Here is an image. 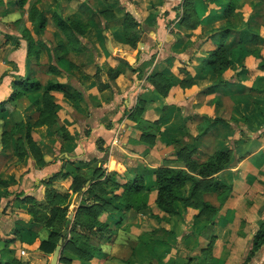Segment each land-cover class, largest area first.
<instances>
[{
    "label": "rangeland",
    "instance_id": "374dc122",
    "mask_svg": "<svg viewBox=\"0 0 264 264\" xmlns=\"http://www.w3.org/2000/svg\"><path fill=\"white\" fill-rule=\"evenodd\" d=\"M185 1L40 0L37 6L46 17V26L44 33L38 36L27 20V4L21 7L18 0H0V101L6 100L5 110L0 111V145L4 154L13 153L12 144L4 132L18 121L33 125L39 115L37 106L43 100L42 91L28 92L14 100L7 99L11 94V81L18 76L35 78L41 85L53 80L63 84V91L71 99L62 92L51 93L50 99L56 104L54 122L31 128L33 144L41 153L43 163L38 165L34 153L28 150V165L39 168L56 163L54 169L47 170L46 178L65 172V176L54 182L60 190H67L78 168L85 169L87 177L91 173H87L86 168H96L97 180L109 179V193L103 194L98 189L95 193L109 197V202L113 196L135 201L134 194L125 190V184L135 177L143 179L144 188L140 195L146 202V208L137 211L139 215L134 212L125 214L126 208H123V213L117 216L120 223L123 222L116 224L117 230L112 221L116 229H112L108 236L97 232L94 227H85L84 215L76 218L75 230L87 235L92 243L97 244L104 238L113 241L114 245L109 250L110 264H123L138 254L135 247L128 246V238L124 234L116 236V232L120 234L123 231L127 235L129 228L137 230L140 226L143 233L139 238L144 244L140 243V246L145 247L148 243L145 242L149 239L147 230L154 227L149 217L154 215L152 212L156 206V169H189L188 162L201 163L217 150L227 151L232 156L237 139L233 133L222 130L223 127H214L194 139L198 133L197 126L206 114L215 116L219 112L225 118L240 123L264 115L260 109L264 106V75L251 72L263 70L264 66L251 68L246 59L247 52L264 56V0H236L229 20L237 31L224 38L232 56L222 73L224 82L220 85L215 83L214 73L203 61L215 47V42L221 39L215 30L226 23L224 12L228 0H190L188 5L198 21L193 28L179 21ZM56 11L65 18L89 24L86 33L79 37L80 52L65 51L66 38L52 20ZM102 11L106 12L105 15L99 13ZM125 12L139 22V37L133 45L124 41L122 23ZM252 34L258 36L256 40ZM211 35L214 37L213 45L202 41ZM55 61L59 62L61 72L46 73L45 70ZM156 75L170 81L164 93L155 86L154 81H159ZM211 93L214 94L210 97ZM137 99L144 100V111L140 115L141 122L135 123L127 116ZM182 148L186 153L180 160L176 153ZM231 162L232 157L225 167L228 168ZM27 172L22 171L13 182L20 181ZM221 176L224 179L223 173ZM212 181L211 188L202 194V199L219 208L221 188L217 181L221 179L214 175ZM89 182L81 184L69 198L68 216L75 213L80 204L93 200V194L86 192ZM4 188L0 189L1 192ZM176 209L178 215L169 216L172 220H179L186 213L192 220L189 222L191 228L208 239L200 252L205 258L214 238L224 234L225 228L216 223L218 212L214 215L210 209L183 208L179 204ZM100 213L115 215L103 209L98 211L97 219ZM178 220L175 222L180 223ZM240 237L246 239L247 235L241 234ZM246 241L252 243L250 236ZM63 242L57 264H71L65 258L71 259L74 255L63 250ZM132 244L134 246L135 242ZM185 249L180 252L181 256L188 253ZM249 251L234 254V262L241 264ZM50 259L49 256L47 264H50ZM193 259L196 257L188 258L187 263L182 264H189ZM144 262L151 264L147 259ZM253 263L264 264V246L246 264Z\"/></svg>",
    "mask_w": 264,
    "mask_h": 264
},
{
    "label": "trees",
    "instance_id": "16d2710c",
    "mask_svg": "<svg viewBox=\"0 0 264 264\" xmlns=\"http://www.w3.org/2000/svg\"><path fill=\"white\" fill-rule=\"evenodd\" d=\"M19 5L23 7L27 4L25 14L27 20L32 25L33 32L40 36L44 33L46 26V17L43 12L38 8L37 4L40 0H18ZM190 0H186L183 5V15L180 18V23L193 28L198 23L194 12L190 9ZM236 6V0H228V6L224 12L226 23L224 26L215 30L217 35L221 36L217 43V47L208 53V56L204 59V65L209 68L215 75V83H223L222 73L230 64V56L232 51L229 45L224 44V38L228 34L237 31L231 24L229 17L234 13ZM105 15V11L99 12ZM52 20L56 28L64 35L67 41L65 51L80 52L81 44L79 37L83 36L89 28L88 23H82L79 21L65 18L58 11L52 14ZM189 20L191 23H183ZM139 22L129 13L125 12L124 20L122 23V30L124 35V41L128 45H133L139 37L138 33ZM241 31V30H239ZM212 37V35L210 36ZM256 34H252L254 40L257 39ZM28 44L31 45L28 40ZM58 61L52 63L45 70L48 74H59L61 72ZM264 66V63L260 65ZM155 86L161 92H165L167 84H170L168 78L156 75ZM162 88H161V87ZM11 94L8 96L10 100L17 99L28 92H43L42 103L37 106L39 112L34 126L51 125L56 117V104L51 101L50 96L53 92H62L67 98L70 95L63 91V84L47 80L44 85H41L39 80L35 78H29L28 76H18V78L11 81ZM4 101H0V111L5 110ZM144 111V100L137 99L133 110L128 114L133 122H141L140 115ZM232 122L236 124V121L225 120L221 117H203V121L198 124V133L194 139L197 140L199 136L204 135L210 128L216 124H222L224 126H230ZM28 122L18 121L13 123L8 132H4L7 138L10 140L13 150L19 159H22L28 150L34 153L35 161L38 165H42L43 161L41 153L38 148L33 144L31 136V128L33 126ZM237 125V124H236ZM102 149V148H99ZM185 148L179 150L176 154L180 160L185 157ZM230 153L227 151H216L210 154L207 159L201 163L195 164L194 162H188V167H162L156 169L155 174V187H156V207L167 214H178L176 205L179 204L183 208L194 207L203 209H210L217 214L218 209L210 203L202 199V194L208 191L212 186V179L215 174L220 172L230 160ZM77 173L74 174L72 181L70 182L67 190H60L58 186H55L54 182L65 176V172H57L49 178L41 180L45 186V197L42 200H36L34 197H24L20 201L27 207L26 212L33 219V222L40 224L46 228L49 232L46 239L41 240L38 245V250L50 254L54 251L58 240L61 238L64 243L63 250H66L73 254L80 260L89 261L93 258L94 252L98 251V246L89 240L87 235L79 233L75 230V221L79 215L85 216V227H94L97 232L105 231L107 225L97 219L98 211H108L115 214H120L123 208L133 209L135 211H141L146 208V202L141 197L140 193L144 188L143 179L135 177L125 184V190H128L131 195L134 194L136 200L133 202L124 200L122 196H113L111 202L109 197L98 196L95 193V189L101 191L103 194L109 193L108 183L109 179L103 181L97 180L98 169L86 168L87 173H91L89 177L85 175V169H77ZM86 189L87 193H92L93 200L87 201V204H80L76 211L73 220L69 219L68 207L69 198L75 191L80 188L81 184L89 181ZM221 192L219 194V203L222 205L230 194L231 185L219 181ZM95 193V194H94ZM90 227V228H91ZM5 243L0 241V245ZM264 246V222L258 225V229L252 237L251 249L241 264H246L255 254ZM64 257V256H63ZM66 261H70L69 258H65ZM11 264H24L19 260H14Z\"/></svg>",
    "mask_w": 264,
    "mask_h": 264
},
{
    "label": "crops",
    "instance_id": "0c3cea01",
    "mask_svg": "<svg viewBox=\"0 0 264 264\" xmlns=\"http://www.w3.org/2000/svg\"><path fill=\"white\" fill-rule=\"evenodd\" d=\"M212 38L214 37L208 36L203 38L202 41L213 45ZM214 46L213 49L217 47L216 42ZM247 54H249L246 58L247 63L251 64V68L264 63V56L256 55L257 53L251 55L252 53L250 54L249 52ZM251 72L264 75V69L251 70ZM245 85H248V83ZM212 94L214 93L209 94V96L211 97ZM220 105L221 103L218 104V107ZM260 109L264 112V106L263 108L261 106ZM206 115V117L210 118L221 117L229 120V118L227 119L220 115L219 112L215 116ZM230 120L233 121L235 119ZM235 121L238 125L232 122L230 126H224L219 123L214 126L215 128L223 127L222 130L233 133L237 141L236 147L234 146L235 148L232 151L231 165L215 174L216 177H220L221 181L231 185V191L227 199L219 207L216 217V223L225 228L224 234L222 237L216 236L214 238L210 253L205 258L200 253L208 239L198 234L189 225V222L192 221L188 218L191 213L188 211L190 208L187 209L188 216L185 213L184 217L180 218L179 221L176 218L172 220L169 217L171 214L162 212L155 206V210L152 212L154 215L149 217L153 221L154 224L152 225L154 227L147 230L149 239L145 241L146 243L148 242L145 247L140 246V243L144 245L139 238V234L143 233V228H140V226L137 230L129 228L127 235L123 231H120V234L116 232V236L124 234L128 238V246L135 247L138 253L131 259L125 260L123 264H145V259L151 264H182L184 262L187 263V259L192 257H196V259H193L189 264H196L194 263L196 261H198L197 264H239L234 262L233 255L239 253V251H249L251 249V241L248 242L246 240L248 236L252 240L251 238L257 231L258 225L264 222V115L254 119H247V123L244 120V124L238 120ZM230 127H235V129ZM99 138L105 140L102 136ZM11 148L13 149V147ZM12 151V154L6 152L7 154L5 155L4 148L0 145V185L5 187H2L4 188L3 192L0 190V241L5 243L2 246L0 245V264H11L14 260H19L24 264H47L48 257H51V255L39 251L38 245L41 240L47 238L49 232L40 224L33 222V219L26 212V205L20 200L28 196L34 197L36 200H42L45 197V186L40 180L45 179L48 173L47 170L54 169L57 164H46L43 167L35 168L28 165V155L19 159L14 150ZM22 171L28 172L22 176L20 181L17 183L13 182ZM222 173L225 175L224 179L221 176ZM217 184L220 187L218 181ZM210 204L217 207L212 203ZM130 212L136 214L137 211L125 209V214ZM122 213L123 209L120 214L112 213L115 214L112 216L108 213H100L98 220L105 223L107 229L99 233L108 236L112 229L114 231L116 228H114L112 221H114L115 227H117L116 224H121L123 220L120 223L117 216ZM73 214L72 218L74 219L75 213ZM176 220L180 223H176ZM135 224H138V222ZM241 234H246L247 238L243 239L240 237ZM132 242H135L134 246ZM112 244L113 241L109 242L104 238L103 241H99L96 244L98 251L94 252L91 260L83 261L73 256L70 259V263L110 264L111 254L109 253L111 252L109 250L113 247L114 244ZM184 247L188 253L181 256L180 252H183ZM223 251L225 252L224 255ZM141 256H144V258H141Z\"/></svg>",
    "mask_w": 264,
    "mask_h": 264
},
{
    "label": "water",
    "instance_id": "95a60500",
    "mask_svg": "<svg viewBox=\"0 0 264 264\" xmlns=\"http://www.w3.org/2000/svg\"><path fill=\"white\" fill-rule=\"evenodd\" d=\"M73 213H71L69 215V219H71L73 217ZM61 244H62V239H59L58 244L56 245L52 255H51V259H50V264H57L58 261V257L61 251ZM253 264H257V263H253Z\"/></svg>",
    "mask_w": 264,
    "mask_h": 264
}]
</instances>
